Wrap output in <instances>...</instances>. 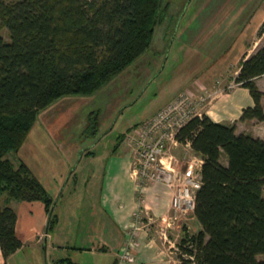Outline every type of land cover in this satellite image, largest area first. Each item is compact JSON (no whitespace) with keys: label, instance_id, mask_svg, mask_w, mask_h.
I'll return each instance as SVG.
<instances>
[{"label":"trees","instance_id":"16d2710c","mask_svg":"<svg viewBox=\"0 0 264 264\" xmlns=\"http://www.w3.org/2000/svg\"><path fill=\"white\" fill-rule=\"evenodd\" d=\"M161 5L162 0H0L4 264L24 245L11 200L41 201L51 224L55 219L53 196L25 159L15 164L8 154L23 148L41 111L67 96H93L145 54L165 18ZM5 27L9 41L1 34ZM263 75L264 45L242 57L234 78L254 100L243 108L240 121H264V92L256 82ZM99 115L90 113L94 134ZM177 138L190 142L203 159L194 210L201 226L195 233L184 226L177 256L181 264H264L259 258L264 256V139L238 133L236 124L216 122L207 114L191 118ZM223 154L228 164L222 163Z\"/></svg>","mask_w":264,"mask_h":264},{"label":"rangeland","instance_id":"374dc122","mask_svg":"<svg viewBox=\"0 0 264 264\" xmlns=\"http://www.w3.org/2000/svg\"><path fill=\"white\" fill-rule=\"evenodd\" d=\"M15 1L18 0H7V2ZM225 1L162 0L161 8L164 10L165 18L157 24L151 46L145 54L93 96H67L41 111L38 115L37 125L35 124L36 127L34 126L23 148L19 153L11 152L8 157L15 164L25 159L35 163L36 166L42 165L35 149L42 150L43 142L49 140H62L66 144L67 142L70 144L80 143L84 150L93 148L96 153L100 154L107 149L106 151L109 153L118 142L120 133L135 120H138L145 109L156 104L163 94L169 92L177 82H180L181 77L198 79L204 76L215 77L224 72L215 83L218 92H230L236 88L239 85L234 80L237 74L234 77L233 75L239 68L240 62L236 64L235 60L236 43L234 40L237 38L235 30L244 20H239V24L230 27L231 20L228 19L227 14L231 12L236 1L240 0H229L228 10L223 6ZM256 2L248 4L250 6L246 10V16L252 13L258 5L261 8L264 6V0ZM226 29H230L229 33ZM1 34L5 40H10V34L6 27L1 30ZM203 92L204 90L197 94L202 95ZM58 103L65 104V109L68 112L74 111L71 108V103L80 107L74 111L76 113L74 116L69 115L71 121L64 122L60 131H55L51 127V123L59 122L60 119H63L61 114H64L56 112ZM92 111H99L100 114L97 134L93 133L94 125L90 126ZM105 119L108 124L101 128ZM101 139L102 142H100ZM174 149V153L178 157L177 166L185 170L188 164L184 157V147L180 146ZM193 153L195 155L194 151ZM79 158L72 164L68 174L71 177L73 171H78L76 177H74L75 175L72 177L74 181L65 180L61 184L57 198L54 199L56 204L59 203L56 211L61 217L62 231L60 234L64 236V240L69 241L66 243L69 248L59 251L48 248V253H52V259L49 254L47 255L48 264H72L71 261L78 264H111L113 260L109 255H100L97 259L91 253L82 254L72 249L78 243L75 236V233L78 234L77 228L73 231L71 225L76 213L74 210L78 213L81 210L80 196L76 195L74 191L77 190V194H79L80 190H84L86 179L93 166L97 164L89 159L80 163ZM221 160L223 164H228V159L224 154ZM74 196L76 201L71 202ZM6 197L7 194H3L1 203H4ZM12 203L21 213L25 203L17 200H13ZM171 210L172 202L170 211L164 216L157 217L147 211V216L152 222L150 238L158 243L162 241L164 246L170 248L173 246L171 250L175 256H178L179 244L184 235V226L190 233H195L201 225L193 214L188 220L183 219V221L174 223L173 227H167L165 221L168 220ZM53 231L56 232V230ZM164 232L168 238L165 237ZM45 248V244L36 246L35 242L25 240L24 247L12 257L10 264H45ZM43 254L44 258L41 259L40 256L43 257ZM58 257L66 259L62 262H54L53 259ZM259 258L262 259L264 256H259Z\"/></svg>","mask_w":264,"mask_h":264},{"label":"crops","instance_id":"0c3cea01","mask_svg":"<svg viewBox=\"0 0 264 264\" xmlns=\"http://www.w3.org/2000/svg\"><path fill=\"white\" fill-rule=\"evenodd\" d=\"M256 1H236L232 10H230L231 12L227 14L228 19L231 20L230 27L235 26L237 23L239 24V20H244L240 22L238 28L235 30L237 34V38L234 40V43H236V64L240 62V59L245 54L250 56L264 45V32L260 34V29L264 22V6L261 8L258 5L248 16L245 14L250 6L248 4L257 3ZM225 2L223 6L228 10L229 0ZM226 31L229 33L230 29H226ZM223 73L221 72L215 77L204 76L198 79H194V77H181L180 82H177L169 92L163 94L156 104H153L149 109H145V112L140 115L138 120H135L120 133L118 142L109 153L106 149L104 153L98 154L93 148L84 150L80 143L70 144L67 142L66 144L62 140L44 141L42 150L35 149L39 155L40 164L42 165L36 166L35 163L27 160L26 162L54 199L57 198L61 184L65 180H69V182L74 181L72 177L73 175L76 177L78 171H73L71 177L68 174L75 160L80 157V163L85 159L97 163L96 166H93L89 177L86 179L84 190H80L79 194H77V190L74 191L76 195L80 196L81 210L79 213L74 210V213H76L73 217V224H71L73 231L77 228L78 232V234L75 233L76 242L78 241V243L73 246V250L82 254L91 253L97 259L100 255H109L113 260L111 264H130L123 263L120 257L127 239L130 236L129 229L133 221V212L136 206L138 192L137 181L132 174L133 152L124 141V133L129 128L137 126L153 116L179 92L186 88L193 89L196 93H202V90H213L216 87V80ZM237 73L238 69L235 70L233 77ZM256 82L264 92V75L257 78ZM262 103L264 106V96ZM71 104V108L74 111L80 107L75 105V103ZM253 104L254 100L249 90L238 85L230 92H217L206 104L204 114H207L219 123L228 125L236 124L238 133L244 132L264 139V121L239 120L243 108ZM65 106V104H59L56 107V112L64 114H61V118L63 119H60L59 122L51 123V127L55 131H60L61 125L64 122L68 123L72 120L69 115L74 116L76 114L74 111L68 112ZM101 122L103 123V120ZM107 122L106 120L101 128L108 124ZM102 141L101 139L100 142ZM174 150L173 148L172 152L177 157ZM144 195V205L147 211L157 217L168 214L172 202V190H169L163 184H152L147 187ZM12 201H10L9 205L17 211ZM75 201L74 196L71 202ZM22 202L25 204L22 206L21 213L17 211L18 236L22 239L24 245L25 240L35 242L36 246L45 244V264H48L47 255L49 254L50 259H52V253H48V248L57 251L69 248L66 245L69 241L64 240V236L60 234L62 231L60 226L62 224L61 217L59 212L57 213L56 211L59 203H54L53 214L55 219L51 224V216L47 212L43 202ZM53 230H56L57 233ZM138 241L139 246L134 250L136 260L131 264H181L177 255L175 256V253L171 250L173 246L170 248L164 246L162 241L160 243L156 242L153 238H150V232L141 231ZM20 250L13 254L6 263L10 264L12 257L18 254ZM40 257L43 259L44 254L43 257L42 255ZM65 259L58 257L53 260L54 262H62ZM4 263L5 259L0 247V264ZM70 263L78 264L72 261Z\"/></svg>","mask_w":264,"mask_h":264},{"label":"built area","instance_id":"2783aa9c","mask_svg":"<svg viewBox=\"0 0 264 264\" xmlns=\"http://www.w3.org/2000/svg\"><path fill=\"white\" fill-rule=\"evenodd\" d=\"M218 92L205 90L198 95L192 89H184L153 116L124 133V141L133 152L132 174L137 181V202L129 238L121 253L123 263H134V250L139 246L141 231L150 232L151 220L145 207L144 194L149 185L163 184L172 190V210L166 220L167 227L188 220L194 214L196 194L202 185L203 159L193 155L191 143L178 140L179 130L194 116H202L209 100ZM183 146L187 161L185 170L177 166L172 149ZM146 209V210H145ZM165 237L166 232H164ZM168 238V237H167Z\"/></svg>","mask_w":264,"mask_h":264},{"label":"water","instance_id":"95a60500","mask_svg":"<svg viewBox=\"0 0 264 264\" xmlns=\"http://www.w3.org/2000/svg\"><path fill=\"white\" fill-rule=\"evenodd\" d=\"M70 177V176H69Z\"/></svg>","mask_w":264,"mask_h":264}]
</instances>
